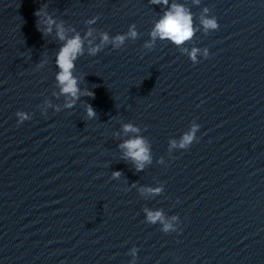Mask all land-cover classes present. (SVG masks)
Returning <instances> with one entry per match:
<instances>
[{"label":"water","instance_id":"1","mask_svg":"<svg viewBox=\"0 0 264 264\" xmlns=\"http://www.w3.org/2000/svg\"><path fill=\"white\" fill-rule=\"evenodd\" d=\"M0 264H264V0H0Z\"/></svg>","mask_w":264,"mask_h":264},{"label":"clouds","instance_id":"2","mask_svg":"<svg viewBox=\"0 0 264 264\" xmlns=\"http://www.w3.org/2000/svg\"><path fill=\"white\" fill-rule=\"evenodd\" d=\"M152 3H167V0H151ZM206 28H215V20H204L203 21ZM135 36V33H131ZM60 39H64L62 31L58 33ZM153 37L159 35L161 38H167L176 44H181L184 41L190 39L193 36V27L191 15L182 6L173 5L171 10L167 11L162 19L156 24L155 29L152 33ZM118 42L123 41L122 36H118ZM104 40H107V36H104ZM93 53L97 49L91 50ZM82 52V41L77 35L73 39L67 41L66 45L61 49L57 58V65L60 68L56 79L62 86V92L65 94H70L72 97L76 98L79 89L77 88V81L72 77L71 69L74 67L73 61L75 60L77 54ZM91 94V93H89ZM89 116H94L95 113L89 106L88 109ZM19 123V122H18ZM135 131L130 125L125 126V131ZM192 140L191 135H186L183 138L181 146L187 145ZM123 148L127 149L126 155L136 162L137 170H142L144 162L149 160L148 149L145 146V142L142 139H133L127 141ZM119 173H114V176H119ZM148 219L151 222L156 220H161L162 216L159 212L153 214L148 213ZM171 225H165V231L170 228Z\"/></svg>","mask_w":264,"mask_h":264}]
</instances>
